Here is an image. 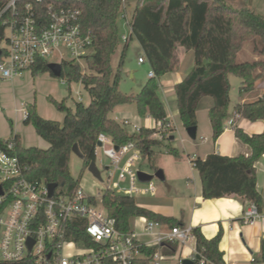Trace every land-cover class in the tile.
I'll return each instance as SVG.
<instances>
[{"label":"trees","instance_id":"obj_1","mask_svg":"<svg viewBox=\"0 0 264 264\" xmlns=\"http://www.w3.org/2000/svg\"><path fill=\"white\" fill-rule=\"evenodd\" d=\"M232 0H144L137 3L132 16V35L141 46L143 54L154 72L137 93L122 92L118 85L120 68L123 64L129 40L122 43L118 69H112V56L120 44L117 17L120 0H19L15 9H7L0 16V42L5 38V29L11 19L32 14L37 20L48 19V6L54 9L69 8L78 11L81 29L91 35L90 52L84 57L82 68L74 60H61V75L64 82L80 83L87 91L90 100L87 104L76 101L71 108L48 96V100L64 113L61 121L42 117L34 103L24 105L25 124H31L35 132L49 144L47 148L23 146L19 135L9 138L14 143V153L23 165V173L29 180H43L46 184L56 183V194H70L79 186V178L72 176L69 168L72 146L76 143L83 154L82 170L95 161L97 136L109 134L116 145L131 140L140 148L142 157L153 171L156 165L158 148L164 147L175 159L182 152L172 145L170 135L161 132V138L153 137L154 128L141 126L136 133H130L109 114L118 105L134 103L140 117L150 116L154 120L166 119L164 104L159 96L158 79L172 71L176 65L177 44L192 49L194 65L175 84L176 105L183 127L197 126L196 109L204 96L213 99L208 109V119L215 140L224 128L229 105L230 74L240 79L239 91L254 89L264 76V16L247 6H234ZM7 0H0V8ZM27 5H29L27 7ZM258 39L259 42H256ZM254 42L253 51L259 57L238 61L237 54L246 41ZM49 60L37 58L31 67L32 75L50 72ZM234 113L249 119L264 121V93L255 101L237 103ZM11 126V125H10ZM170 130V132H172ZM236 137L249 145L251 153L227 156L211 152L204 157L190 158L198 171L205 199L232 197L244 206L254 202L260 208L261 196L256 189L254 163L264 154V131L248 134L234 127ZM102 203L107 213L115 219V227L122 232H130L131 220L144 216L148 220L165 222L170 228L179 226L175 217L164 216L139 206L134 197L119 195L110 189L102 191ZM82 224V225H81ZM72 238L93 245L85 231L83 221L73 224ZM195 238V250L212 264H225L223 252L219 249L222 231L206 238L199 227H191ZM162 248L164 253L173 254L176 246L170 242L146 247L140 250L146 254L145 261ZM264 262V243L260 252ZM198 264V254L191 258ZM103 264H116L107 259Z\"/></svg>","mask_w":264,"mask_h":264},{"label":"built area","instance_id":"obj_2","mask_svg":"<svg viewBox=\"0 0 264 264\" xmlns=\"http://www.w3.org/2000/svg\"><path fill=\"white\" fill-rule=\"evenodd\" d=\"M17 1L7 0L0 8V16L7 9L14 10ZM138 2L120 0L118 16L128 29V33L119 36L121 43L127 42L132 35V16ZM77 17V10L54 9L49 5L45 21L37 20L32 14L9 20L6 26L9 34L5 37L7 48L0 45V77H20L24 71L31 70L37 58L49 59L53 55L59 62L70 59L83 66L84 57L91 50L92 39L89 33L83 32ZM144 61L142 56L138 57L139 63ZM148 76L154 77L153 70L148 71ZM77 100L82 101V97L78 96ZM114 119L125 128L129 126L127 131L130 133L138 132L141 127L128 118ZM151 128L155 129L153 136L158 138H161V132L170 135V130H174L167 118L154 120ZM115 145L109 134H98L95 158L99 148L112 166V171L105 167L107 182L102 191L110 189L116 194L134 198L155 194L153 179L141 181L138 176L143 159L140 148L131 140L118 145L117 150ZM0 188V264H103L107 259L116 264H135L138 259L147 257L140 250L142 245L150 247L163 242L181 245L192 237L191 226L156 231L159 223L146 219L145 232L154 238L142 242L134 231L122 232L115 227V219L102 203V193L99 196L86 194L80 185L70 194L57 195L54 191L50 197L43 180L26 178L9 137L0 138ZM260 217L258 206L248 202L242 214L243 223H251ZM82 221L83 230L93 245L88 246L82 240L72 238L73 224ZM28 239L32 240L30 246ZM196 254L198 264H212L196 250L192 257ZM165 258L166 255L156 250L149 261L160 264ZM224 261L225 264H236ZM179 262L181 264V260ZM246 264L264 262L260 257L250 255Z\"/></svg>","mask_w":264,"mask_h":264},{"label":"crops","instance_id":"obj_3","mask_svg":"<svg viewBox=\"0 0 264 264\" xmlns=\"http://www.w3.org/2000/svg\"><path fill=\"white\" fill-rule=\"evenodd\" d=\"M175 53V68L158 79V91L165 107L166 118L172 122L174 129L178 127V125L175 127L176 121L179 122L178 124L181 126L178 128L180 129L181 127L180 134L183 136L187 135V133L179 119L174 86L192 69L194 65V54L192 49H186L179 44L176 46ZM254 58L257 57L254 56ZM29 72L31 73V71ZM229 76L228 79L229 82H231ZM20 77L7 80H16ZM148 78L149 76L147 73L145 81ZM145 81L140 84L141 87ZM236 84L238 86L237 99L234 101L235 103L230 106L231 98L229 96L230 100L227 116L223 121L224 128L217 139H212V129L207 115L208 109L213 103V99L210 96H204L198 102L196 109V138L192 139L194 142H188L184 137V145L179 144L180 148H178L174 144L175 136L172 134L174 130L170 133V136H173L172 145L174 144L173 146L177 147V149L182 152V157L175 159L171 154L166 152L164 147L158 148L159 152L156 153V165L163 171L164 180L162 181L165 184L164 188L156 185L155 194L138 196L135 199L139 206L164 216L175 217L180 222L179 226L199 227L206 238L215 236L219 229H221L222 237L219 242V249L223 252V259L235 262L236 264H246L253 251L261 252L262 243H264V214L259 208L261 219L259 218L251 223L245 224L242 221V214L245 206L240 200L232 197L205 199L202 196L200 175L190 162V158L204 157L211 152L227 156H236L239 154L247 156L251 153V149L249 145L243 143L236 137L234 127H239L248 134L264 131L263 120H249L234 113V106L237 103L255 101L264 93V79L259 80L255 84L254 89L247 92L240 93V81ZM25 104L15 108L18 115L14 121H11V123L13 122L11 126L0 127V138H2V136H4L3 138H8L12 136V134H17L23 146L47 148L49 144L40 136L39 138L38 136H33L31 141L26 143L29 137L26 135L25 130L31 124H25L23 122ZM123 106H125V104L118 105L114 108V110L119 109L117 112L120 116L119 119L128 118L132 122L148 128L153 126L154 119L152 117L146 116L142 118L137 115L136 111L134 113L125 112L121 109ZM37 112L42 117L52 118L47 115H42L38 110ZM205 118H207V123ZM55 120L61 121L62 119L56 117ZM21 122L23 124H21ZM199 134L200 140L195 141ZM187 137L189 136L187 135ZM155 138L159 139L158 137ZM189 139L191 138L189 137ZM254 167L256 171V189L261 196V206V203L264 201V155L254 163ZM146 219L147 218L144 216H136L131 220V229L135 232L137 239L142 242L152 241L154 238L153 235L145 232L144 225ZM158 223L159 226L155 228L156 231L170 229L167 223ZM163 243H161V245ZM157 250L166 255L164 260L172 259L176 261L177 264H180V260L182 261L185 258L191 259L195 250V238L192 236L184 244H181L176 249L175 254H166L162 248H158ZM147 262L150 261H145V258H140L135 264Z\"/></svg>","mask_w":264,"mask_h":264},{"label":"rangeland","instance_id":"obj_4","mask_svg":"<svg viewBox=\"0 0 264 264\" xmlns=\"http://www.w3.org/2000/svg\"><path fill=\"white\" fill-rule=\"evenodd\" d=\"M230 3L234 6H247L257 12L260 15L264 16V0H232ZM117 26L119 36L122 33H128V29L125 26V22L123 19L118 16L117 17ZM9 34V30L5 29V37ZM256 42H259L256 39ZM2 48H7V43L5 38L0 42ZM254 42L252 40H248L244 43L243 48L237 54L238 61L250 60L253 59L254 56L259 57L257 52L253 51ZM122 49V43L118 45L115 53L112 56L111 64L113 72L115 73L118 69V63L120 58V53ZM66 58L68 55H65ZM142 56L145 61L143 63L138 62V57ZM49 62H59V59L56 55L49 57ZM85 68V66H81ZM150 69L149 64L142 52L141 46L139 45L137 39L133 36L131 40H129L123 64L120 68V79H119V89L127 94L137 93L141 89L140 84L145 81L147 78L148 70ZM231 86L229 88V96L231 98L230 106H232L234 101H236L238 96L237 84L240 79L230 74ZM264 79V76L261 80ZM48 96L54 97L57 100L65 99V104L71 108L74 107V104L77 100L78 96L82 97V102L87 104L90 100V97L87 91L83 88L80 83L71 82L70 84L63 82V80L58 79L54 75H51L49 72L37 73L35 75H31L29 71H24L22 76L16 80H7L2 79L0 77V127L10 126L17 118L18 112L15 111V108L21 107L25 103H34L36 105V109L42 113V115H47L48 117H52L50 119H54L57 117L58 119H62L64 113L58 110L53 103L48 100ZM121 109L125 112L134 113L136 111V107L134 103L125 104ZM119 109H115L110 112L109 116L113 118L119 119L120 116L117 114ZM130 118V117H129ZM58 121V120H57ZM207 123V118H205ZM176 121L175 127L181 126ZM21 124H23L21 122ZM25 125V124H24ZM175 128L173 131V135L175 136V145L180 148V145H184V137L188 142L193 143L194 140L189 139L187 135H181V127ZM126 129H130L127 126ZM26 135L29 137L26 143L31 141L33 136L39 135L35 132L33 127L29 125L25 130ZM183 133V132H182ZM184 134V133H183ZM4 136H2L3 138ZM7 138V137H5ZM200 140V134L197 136L195 141ZM47 142V141H46ZM48 143V142H47ZM173 144V145H174ZM180 144V145H179ZM30 145V144H27ZM36 145V144H35ZM109 159L106 158L102 154L101 149H97L96 152V160L95 163L100 170V174L102 177V181L95 178L88 170H82V160L72 154L70 157L69 168L73 177L79 178V185L82 187L83 191L86 194L99 196L102 193V189L106 185L107 182V170L105 167H109L110 171H112V166H110ZM140 172L153 174V168L147 162L146 159H142L140 166ZM115 179V178H114ZM154 183L158 187L165 186L164 182L159 180L156 177L152 178ZM261 212L264 214V201L260 206ZM261 219V218H260ZM176 246V249L180 246L177 243H173ZM175 249V252H176ZM175 252L173 254H175ZM254 258L260 257V252L253 251L252 253ZM139 264H153L151 262L147 263H139ZM160 264H177L176 261L172 259L162 260Z\"/></svg>","mask_w":264,"mask_h":264},{"label":"water","instance_id":"obj_5","mask_svg":"<svg viewBox=\"0 0 264 264\" xmlns=\"http://www.w3.org/2000/svg\"><path fill=\"white\" fill-rule=\"evenodd\" d=\"M1 53V50H0ZM48 69L50 70L51 74L54 75L55 77H59L61 75V69H62V64L61 62H49L48 63ZM185 131L187 133V135L191 138V139H195L196 138V126H189L185 128ZM170 139H173V136H170ZM115 149H118V145H115ZM72 153L75 154L76 156H78L80 159H83V154L81 153L80 149L78 148V145L75 143L72 146ZM87 170L98 180L102 181V177L100 174V170L97 167L96 163L94 160H92L88 166H87ZM138 176L139 179L141 181H148L150 179H152L153 177L158 178L159 180H164V175H163V171L159 168L158 170L154 171L153 174L150 173H145V172H138ZM57 187L56 183H48L47 184V188H48V193L49 196L52 197L55 191V188ZM1 188H0V193H1ZM28 244L29 246L32 244V240L28 239ZM181 264H192V260L189 258H185L181 261Z\"/></svg>","mask_w":264,"mask_h":264},{"label":"bare ground","instance_id":"obj_6","mask_svg":"<svg viewBox=\"0 0 264 264\" xmlns=\"http://www.w3.org/2000/svg\"><path fill=\"white\" fill-rule=\"evenodd\" d=\"M224 202H227V201H224Z\"/></svg>","mask_w":264,"mask_h":264}]
</instances>
